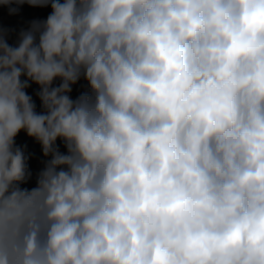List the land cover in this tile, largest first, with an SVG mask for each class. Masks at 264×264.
Listing matches in <instances>:
<instances>
[{"label":"clouds","instance_id":"9594fccd","mask_svg":"<svg viewBox=\"0 0 264 264\" xmlns=\"http://www.w3.org/2000/svg\"><path fill=\"white\" fill-rule=\"evenodd\" d=\"M25 2L52 12L0 34V264H264V0Z\"/></svg>","mask_w":264,"mask_h":264},{"label":"rangeland","instance_id":"374dc122","mask_svg":"<svg viewBox=\"0 0 264 264\" xmlns=\"http://www.w3.org/2000/svg\"><path fill=\"white\" fill-rule=\"evenodd\" d=\"M63 2V0H61ZM10 8H17L15 14H10ZM51 2L46 6H32L28 3L3 5L0 4V34L11 47H16L19 44L20 34L23 31L29 30L33 21H45L51 14ZM38 42V36H37ZM26 76L21 77L23 82ZM29 87L25 89L27 95L32 98L35 105V111L42 113L44 111L42 102L38 96L40 91L39 85L32 81H28ZM61 80L57 78L53 82V87H58ZM82 94H91V89L88 81L81 75L80 79L71 85V92L68 93L72 100H76ZM15 146L19 147L24 155L27 157L26 165L27 171L30 175L26 178L25 182L20 184L21 188L31 190L36 186L39 173L43 170L45 163L51 157H45L42 150V145L33 137L27 135L25 130H21L14 138ZM56 147L62 154L67 153L65 143L61 139H57Z\"/></svg>","mask_w":264,"mask_h":264}]
</instances>
